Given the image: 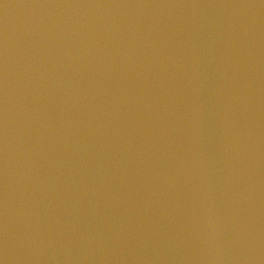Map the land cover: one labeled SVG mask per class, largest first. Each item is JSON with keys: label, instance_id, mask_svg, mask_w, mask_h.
<instances>
[{"label": "water", "instance_id": "obj_1", "mask_svg": "<svg viewBox=\"0 0 264 264\" xmlns=\"http://www.w3.org/2000/svg\"><path fill=\"white\" fill-rule=\"evenodd\" d=\"M0 264H264V0H0Z\"/></svg>", "mask_w": 264, "mask_h": 264}]
</instances>
